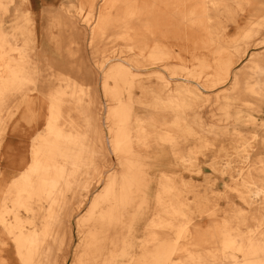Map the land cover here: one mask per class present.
<instances>
[{
	"label": "bare ground",
	"instance_id": "bare-ground-1",
	"mask_svg": "<svg viewBox=\"0 0 264 264\" xmlns=\"http://www.w3.org/2000/svg\"><path fill=\"white\" fill-rule=\"evenodd\" d=\"M158 1V11L149 7L155 0L64 5L47 25L48 39L63 40L51 42L57 46L45 66L44 57L33 55L39 43L28 9L32 0H0V264H65L69 247L70 264H264V236L241 234L231 221L214 226L212 250L192 249L201 241L199 224L190 227L191 204L199 212L200 203L196 194L191 201L185 197L182 188L192 186L181 175L198 167L199 156L216 145L214 137L197 134L187 121L193 101H207L214 92L225 101L218 106L226 113L232 95L218 92L228 79L232 88L241 85L264 100L263 41L235 72L231 52L220 55L223 48L209 62L201 52L219 29L206 25L210 16L203 5H222L218 10L234 31L229 47L240 59L256 28L235 14L249 22L264 11V0ZM10 10L14 23L6 27ZM117 40L121 49H115ZM186 54L198 63L189 67ZM173 57L180 64L171 66ZM210 68V74L203 73ZM244 105L258 112L255 103ZM234 118L256 124L249 112ZM257 136L243 140L242 162L264 144V135ZM188 140L192 144L185 146ZM253 162L263 164L258 173H245L242 182L259 181L255 194L264 205V155ZM204 163L210 171L220 164L213 155ZM148 196L155 199L156 214L137 251L139 215ZM70 224L79 236L73 244L66 235Z\"/></svg>",
	"mask_w": 264,
	"mask_h": 264
},
{
	"label": "rangeland",
	"instance_id": "rangeland-1",
	"mask_svg": "<svg viewBox=\"0 0 264 264\" xmlns=\"http://www.w3.org/2000/svg\"><path fill=\"white\" fill-rule=\"evenodd\" d=\"M79 1L80 0H32V3L28 9L32 11L33 19L36 22L35 32L39 43V46H36L33 49V55L38 59L44 57L42 59L44 60L42 64H46L47 58L50 59L51 53L53 54L54 46H57V44L55 45L51 43L56 38L50 37V39H48V33L46 31L47 25H50L52 21L51 19L55 15L60 14L64 5L65 7H69V5H75ZM201 1L202 0H191V5L200 3ZM159 6H161V3L158 0H155V3L149 7L152 10L158 11L160 9ZM221 7L222 5L218 4L214 6L210 2L203 5L207 16H210V19L206 21V25L212 28L216 26L219 30L217 37L213 39L214 42L209 43V46L201 52V56L206 58V60L209 62L215 61L217 59V55L219 54L216 53V50L223 48L226 51L223 50L220 55L224 57L226 54H229L228 51L231 52V57H233V60L235 61L232 71L235 72L236 69L242 65L243 60L247 58L246 54L254 50V44L260 41H263L264 44V11H258L257 15L249 20V22L246 15L244 18L240 19L242 13L239 11L236 12V20H239L240 23L242 22L247 26L250 25L251 27L256 28V32L253 33L249 38V46L246 48L242 58L238 59L237 55L233 53V49L229 47L230 44H234L233 41H231L234 36V31H229V19L225 17V14L222 10H218V8ZM76 9L77 8H75L74 11ZM77 10L75 12H78ZM81 13L83 14V10L82 12H78V14H80L79 17L81 16ZM11 14L12 10L7 12L4 16V25L6 27H9L12 23H14ZM75 14L77 15V13ZM76 15V23L80 26L81 24L79 17ZM60 19H64V17H61ZM252 22L256 25H254ZM81 26L83 27V25ZM51 30L56 32L57 28L53 27ZM59 40L63 39L57 38L55 41L60 42ZM40 42H42L41 45ZM43 42H45V44H43ZM115 46V49H121L120 47L123 45L117 40ZM244 46L245 45L242 44L241 48ZM189 47H191V44H189ZM185 58V64H187L189 67H193L198 63L197 59L192 60L188 54L185 55ZM170 62L171 66H175L180 64L181 60L173 57ZM63 65L66 66L65 63ZM211 71L212 69L210 68L208 70H204L203 73L210 74ZM44 75L45 77L48 76V74ZM231 80L232 79H228L225 89L218 92H224L226 95H232L231 98L226 101V103H229L225 109L226 113H224V110L218 106V104H222L225 101L215 99L213 96L214 92H212L208 96L210 99L207 101H193V110H188L186 116L187 121L190 123L192 128L197 131V134L208 139H211L212 137L216 139V145L214 148H212V151L205 150L206 157L202 155L199 156L197 161L198 167L185 169L183 173H181L182 179H184V181L190 182V185L192 186L191 189L182 188L185 197L191 201L194 194H196L198 195L200 203L199 208L201 211L199 212H196V205L193 203L191 204L193 212L191 213L190 221L191 228L193 227V224H199L200 231L198 232L200 233L196 236V238L201 242L198 246H192V249L199 253H206L207 250H212L214 248L215 243H210L214 238L212 234L216 230L214 226L221 224L222 222L231 221L232 223H238V230L241 234H253L262 238L264 236V205L263 203H260V195L257 196L255 194V189L257 188L256 186L259 185V181L255 179V183L253 185L249 184L247 186H244L242 182L245 173L248 171L258 173V170L261 168L263 162L254 163L253 161H255L258 156H261V154L264 155V144L261 145V147L251 151L248 161L245 163L241 161L243 155L240 153L242 148L241 144L244 139H250L249 137L253 133L257 134L258 136L264 135V126L261 125L264 123V100H258L257 98L246 94L241 85H239V87H235V89L232 88L233 85L231 84ZM41 85L45 86L43 83H41ZM91 90L93 94H97V88L94 84H92ZM33 95L35 97L38 96L37 100L46 101V98L43 96V94L35 93ZM37 100L36 106L39 105ZM248 101L255 103L256 106L259 107L258 112L249 109L246 105H244V103ZM239 111L241 116L245 115L247 112L251 113L255 117L256 124L250 122L243 123L242 121L245 117L236 121L234 118L235 113ZM3 112L5 115L6 110H3ZM194 112L196 113L194 114ZM194 115L195 117H193ZM201 127L205 129L214 128V130L216 129V133L202 132ZM218 127L220 129H217ZM258 136L256 137L257 139ZM191 144L192 141L188 140V143L185 146H190ZM212 155L215 156L220 164L217 165L216 170L210 171L204 162L210 159ZM229 158L230 160H233V162L226 165L225 162L228 161ZM201 166L203 167L202 171ZM109 169H112V166L108 167L107 170ZM199 170L200 172H198ZM175 174L180 173L178 171ZM175 179L179 180L178 177ZM151 186L154 194L157 189V181L152 182ZM245 197H247L246 200L248 202L244 201L243 198ZM155 214V199L154 197L148 196L146 203L142 205L140 210L139 217L141 229L138 234L137 251H140L144 247L142 240L146 236L145 225L155 216ZM239 215L241 217H239ZM66 235H72V244L79 239V236L76 234V229L75 227L73 228L72 224H70V228L66 230ZM66 235L64 240L66 239ZM56 251V254L60 256V252L58 250ZM181 256L182 255H177L175 258H180ZM71 260L72 250L71 247H69L68 257L65 260V264H70Z\"/></svg>",
	"mask_w": 264,
	"mask_h": 264
}]
</instances>
